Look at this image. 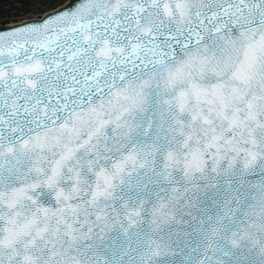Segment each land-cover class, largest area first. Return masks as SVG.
I'll use <instances>...</instances> for the list:
<instances>
[{
    "label": "snow or ice",
    "instance_id": "obj_1",
    "mask_svg": "<svg viewBox=\"0 0 264 264\" xmlns=\"http://www.w3.org/2000/svg\"><path fill=\"white\" fill-rule=\"evenodd\" d=\"M3 25L0 264H264V0Z\"/></svg>",
    "mask_w": 264,
    "mask_h": 264
},
{
    "label": "flooded vegetation",
    "instance_id": "obj_2",
    "mask_svg": "<svg viewBox=\"0 0 264 264\" xmlns=\"http://www.w3.org/2000/svg\"><path fill=\"white\" fill-rule=\"evenodd\" d=\"M31 1V0H30ZM29 1V2H30ZM60 2V3H59ZM64 1H62L61 2V0H57V1H55V2H53V3H51L48 7L46 6V7H44V8H42L41 10H38L37 12H39L40 14H42L44 11H46V10H48V9H50V8H52V5H57V4H61V3H63ZM31 3V2H30ZM2 6L4 7V9L2 8ZM8 6V9H5V7H7ZM2 8V9H1ZM21 8V5H19V4H15V5H13L12 3H9V4H0V10H2L4 13H5V15L4 16H0V22H2V21H4V20H7L8 22L10 21V20H13V17L15 18V20H17L16 18H18V17H20V16H22L23 14H26L28 11L26 10V11H17L18 9H20ZM11 14V15H8V14ZM21 18V17H20ZM23 18H29V17H23ZM23 18H21V19H23ZM19 19V18H18ZM13 22V21H12ZM9 24V23H8Z\"/></svg>",
    "mask_w": 264,
    "mask_h": 264
},
{
    "label": "rangeland",
    "instance_id": "obj_3",
    "mask_svg": "<svg viewBox=\"0 0 264 264\" xmlns=\"http://www.w3.org/2000/svg\"><path fill=\"white\" fill-rule=\"evenodd\" d=\"M30 1V0H29ZM55 1H57V0H44V2L43 3H37V5H36V7L35 8H33V7H31V6H29L28 8H27V13L26 14H23L22 16H20L21 18H23V17H36L37 15L35 14V13H37V11L38 10H41L42 8H44V7H48L51 3H53V2H55ZM62 1H65V0H61V2ZM31 2V1H30ZM29 2V5H31V3ZM60 3V2H59ZM2 8L4 9V7L2 6ZM1 8V9H2ZM5 9H8V6L7 7H5ZM40 14V13H39ZM20 17H18V18H16L17 20L16 21H19V20H21V18ZM13 20H10L8 23H11Z\"/></svg>",
    "mask_w": 264,
    "mask_h": 264
},
{
    "label": "bare ground",
    "instance_id": "obj_4",
    "mask_svg": "<svg viewBox=\"0 0 264 264\" xmlns=\"http://www.w3.org/2000/svg\"><path fill=\"white\" fill-rule=\"evenodd\" d=\"M69 2V0H65L63 3L64 4H67ZM57 5H60V4H57ZM57 9H59V8H57ZM56 9V10H57ZM50 12H52V8H50V9H48V10H46V11H44L42 14H39V15H37L36 17L37 18H41V17H43L44 15H46V14H48V13H50ZM29 18H23V19H21L20 21H26V20H28ZM12 23H10V24H8V25H11Z\"/></svg>",
    "mask_w": 264,
    "mask_h": 264
},
{
    "label": "water",
    "instance_id": "obj_5",
    "mask_svg": "<svg viewBox=\"0 0 264 264\" xmlns=\"http://www.w3.org/2000/svg\"><path fill=\"white\" fill-rule=\"evenodd\" d=\"M69 3V2H68ZM59 9H57L58 11ZM51 13V12H50ZM41 19V18H40ZM32 20H39V19H32ZM30 21V20H29ZM5 28H7L8 26H4Z\"/></svg>",
    "mask_w": 264,
    "mask_h": 264
}]
</instances>
